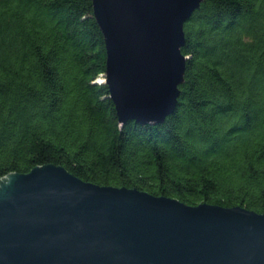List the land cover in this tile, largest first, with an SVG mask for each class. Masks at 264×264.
Listing matches in <instances>:
<instances>
[{"label":"trees","instance_id":"1","mask_svg":"<svg viewBox=\"0 0 264 264\" xmlns=\"http://www.w3.org/2000/svg\"><path fill=\"white\" fill-rule=\"evenodd\" d=\"M185 32L175 111L121 123L100 81L93 0H0V177L54 163L100 185L264 213V0H203Z\"/></svg>","mask_w":264,"mask_h":264},{"label":"water","instance_id":"2","mask_svg":"<svg viewBox=\"0 0 264 264\" xmlns=\"http://www.w3.org/2000/svg\"><path fill=\"white\" fill-rule=\"evenodd\" d=\"M203 0H93L121 123L178 104ZM0 264H264V213L85 181L48 163L0 177Z\"/></svg>","mask_w":264,"mask_h":264},{"label":"rangeland","instance_id":"3","mask_svg":"<svg viewBox=\"0 0 264 264\" xmlns=\"http://www.w3.org/2000/svg\"><path fill=\"white\" fill-rule=\"evenodd\" d=\"M104 78H105V76H101V77H100V79H101L100 81H104ZM102 79H103V80H102Z\"/></svg>","mask_w":264,"mask_h":264}]
</instances>
